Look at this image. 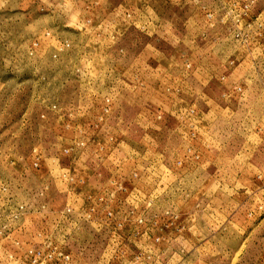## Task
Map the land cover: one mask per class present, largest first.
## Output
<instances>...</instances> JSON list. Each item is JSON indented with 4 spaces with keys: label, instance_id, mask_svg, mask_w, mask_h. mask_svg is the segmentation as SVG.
<instances>
[{
    "label": "rangeland",
    "instance_id": "rangeland-1",
    "mask_svg": "<svg viewBox=\"0 0 264 264\" xmlns=\"http://www.w3.org/2000/svg\"><path fill=\"white\" fill-rule=\"evenodd\" d=\"M0 264H264V0H0Z\"/></svg>",
    "mask_w": 264,
    "mask_h": 264
}]
</instances>
